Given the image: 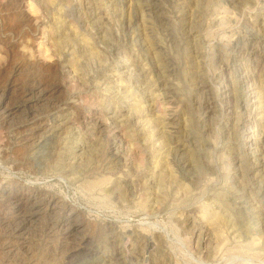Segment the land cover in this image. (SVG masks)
Masks as SVG:
<instances>
[{
	"label": "rangeland",
	"instance_id": "1",
	"mask_svg": "<svg viewBox=\"0 0 264 264\" xmlns=\"http://www.w3.org/2000/svg\"><path fill=\"white\" fill-rule=\"evenodd\" d=\"M0 264H264V0H0Z\"/></svg>",
	"mask_w": 264,
	"mask_h": 264
},
{
	"label": "bare ground",
	"instance_id": "2",
	"mask_svg": "<svg viewBox=\"0 0 264 264\" xmlns=\"http://www.w3.org/2000/svg\"><path fill=\"white\" fill-rule=\"evenodd\" d=\"M40 90V89H39ZM40 148V149H39ZM38 149L39 150H41V152H39V153H43V156L46 154V152H45V148L43 149V145H41L40 147H39ZM38 154V153H37ZM37 154H36V156H37ZM39 157V156H38ZM45 157V156H44ZM41 158V157H40ZM43 160V159H42ZM35 163V162H34ZM33 164V163H32ZM37 166V165H36ZM34 206V204H30L29 205V208H27L28 210L27 211H32V207ZM22 211V210H21ZM19 213V212H18ZM28 213V212H27ZM29 217V216H28ZM27 217V218H28ZM23 218V217H22ZM22 218H21V220H22ZM20 220V221H21ZM69 223V222H68ZM19 225V224H18ZM66 226V227H65ZM64 227H65V229L67 228V227H70L71 226V224L69 225V224H67V225H65ZM19 228H20V226H17V228L16 229H18L19 230ZM24 230V229H23ZM18 233V232H17Z\"/></svg>",
	"mask_w": 264,
	"mask_h": 264
}]
</instances>
